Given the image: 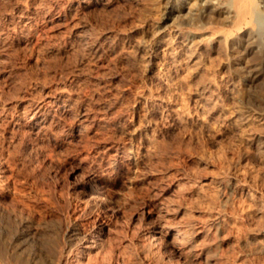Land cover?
I'll return each mask as SVG.
<instances>
[{
	"label": "rangeland",
	"instance_id": "374dc122",
	"mask_svg": "<svg viewBox=\"0 0 264 264\" xmlns=\"http://www.w3.org/2000/svg\"><path fill=\"white\" fill-rule=\"evenodd\" d=\"M167 1L0 0V214L8 236L26 220L40 237L36 264H264V76L248 91L261 103L242 105L233 42L191 33ZM60 90L71 110L27 127ZM86 109L98 126L76 133ZM114 120L125 133L103 129ZM112 145L131 170L111 169ZM90 166L109 181L99 209L72 188Z\"/></svg>",
	"mask_w": 264,
	"mask_h": 264
},
{
	"label": "bare ground",
	"instance_id": "6f19581e",
	"mask_svg": "<svg viewBox=\"0 0 264 264\" xmlns=\"http://www.w3.org/2000/svg\"><path fill=\"white\" fill-rule=\"evenodd\" d=\"M134 1V0H133ZM169 1V0H168ZM167 1V2H168ZM181 1V4L179 8L173 7L172 10H176L179 12H182V9H187L188 18L190 20V24L188 29L191 33L196 34L197 30H200V33L202 30L204 32H209L211 40L216 37L217 35H221L223 37V40L225 43H231L233 42L231 46V52L232 55L230 56V59H232L233 62H236L237 68H233L232 70V76L235 75L239 78V81H244V86L240 89L242 96L240 97L242 101H240L243 104H251L253 106L258 105V103H261L259 98L252 97V95L249 94L248 91H250L251 86L260 78L264 76V0H205V4H198V0H176ZM170 2V1H169ZM176 2V3H177ZM179 3V2H178ZM188 4L187 7H184L183 4ZM168 4V3H167ZM194 5L197 7L195 12L192 10L194 8ZM22 12L23 16V33L25 36H28L30 39V36L32 37L34 30L32 27V16L29 12V8L27 4L19 3L17 5ZM60 6V5H59ZM172 6V5H171ZM193 7V8H192ZM31 10V9H30ZM171 10V11H172ZM184 10V11H185ZM193 11V12H192ZM32 12V11H31ZM35 14V13H34ZM61 15V14H60ZM75 15V14H74ZM181 16V15H180ZM186 16V15H184ZM60 17H56L57 21L62 20ZM64 17V16H63ZM51 18V17H50ZM186 18V17H185ZM183 18V19H185ZM55 17L51 21L54 20ZM50 21V22H51ZM53 22V21H52ZM189 22V21H188ZM20 23V22H19ZM21 23V24H22ZM183 24V23H182ZM187 24V23H186ZM19 27V26H18ZM83 28V27H82ZM179 31L185 30L183 26L181 28H178ZM206 30V31H205ZM22 32V31H21ZM36 32V31H35ZM199 32V31H198ZM20 33V32H19ZM86 34V33H85ZM2 35V34H0ZM22 35V34H21ZM24 36V35H23ZM22 36V37H23ZM195 36V35H194ZM209 36V35H208ZM4 38V37H3ZM2 38V39H3ZM21 38V37H20ZM23 39V38H22ZM25 39V38H24ZM28 39V38H27ZM25 39V40H27ZM110 39V38H109ZM204 39V38H203ZM3 41L7 43V41ZM9 40V39H8ZM21 40V39H20ZM189 40V39H188ZM195 38L190 37V42H195ZM205 40V39H204ZM222 40V39H221ZM184 41V40H183ZM201 41V40H200ZM214 41V40H213ZM20 42V41H19ZM198 42V41H197ZM223 42V41H222ZM3 43V42H2ZM0 46L1 45V38H0ZM5 46V45H4ZM193 46V45H192ZM60 48V47H59ZM189 48V47H188ZM52 50H59L58 48H54ZM188 50V49H187ZM153 52V50L151 51ZM226 54V53H225ZM250 57L253 59L251 60ZM229 58V57H228ZM229 59V60H230ZM228 60V61H229ZM230 62V61H229ZM234 64V63H233ZM229 70V69H228ZM231 70V69H230ZM229 73H231L229 71ZM228 73V74H229ZM220 74V73H219ZM228 76V75H226ZM227 79V78H226ZM232 80V79H231ZM213 81V80H212ZM211 83V82H210ZM100 84V83H99ZM246 85V86H245ZM256 86V85H255ZM235 87V86H234ZM231 88L228 90V92L233 94L235 92V88ZM210 88V87H209ZM206 90V89H205ZM218 90H222L221 88H218ZM255 90V89H254ZM58 94H54L55 96H52L50 98V101L48 105L40 106L37 103L36 104H30L27 107L26 115V125L33 131H40L46 127L48 124L49 118L51 113L53 112V107L59 109H63L64 112H68L71 110L67 109V107L70 104V98L69 95L67 96L65 91L60 90ZM237 91V90H236ZM68 92V91H67ZM255 93V91H254ZM253 94V93H252ZM255 95V94H254ZM253 95V96H254ZM224 98V101L226 102L227 97ZM231 97V96H230ZM239 97V96H238ZM232 98V97H231ZM235 98V97H234ZM263 98V97H262ZM235 100V99H234ZM210 101V100H209ZM223 101V102H224ZM262 102H264L262 100ZM69 103V104H68ZM235 103V102H234ZM232 104V103H231ZM44 105V104H43ZM240 105V106H242ZM250 105V106H251ZM71 106V105H70ZM107 106V105H106ZM264 106V105H262ZM109 107V106H108ZM242 108V107H241ZM254 108V107H253ZM259 108V107H258ZM90 111L91 109L88 108ZM94 109V108H92ZM81 110V109H80ZM87 110V109H86ZM84 111L81 113L80 123L75 128V132L79 133L80 128L82 127V124L85 122L87 125L96 126L97 125V119L95 112L90 111ZM98 110V109H97ZM258 110V109H257ZM262 110V109H261ZM60 110L59 112H61ZM93 111V110H92ZM101 111V110H100ZM246 111V110H245ZM260 111V110H259ZM263 111V110H262ZM243 113V112H242ZM55 115V113H53ZM58 114V113H56ZM63 114V113H62ZM59 115V114H58ZM70 115V114H69ZM79 115V114H78ZM105 115V114H104ZM68 116V115H67ZM98 116V115H97ZM61 117V116H60ZM77 117V116H76ZM118 117V116H117ZM116 117V118H117ZM120 118V117H119ZM239 118V117H238ZM101 119V118H100ZM242 119V118H241ZM104 120V119H103ZM115 121V120H114ZM106 122L102 127L109 128L112 131L116 133H125V127L120 122ZM241 121V120H240ZM99 122V121H98ZM247 122V121H246ZM86 125V126H87ZM51 126V125H50ZM49 126V127H50ZM55 126V125H54ZM98 126V125H97ZM83 128V127H82ZM90 128V126H89ZM88 128V129H89ZM93 128V127H91ZM50 129V128H48ZM102 129V128H101ZM103 131V130H102ZM41 132V131H40ZM43 132V131H42ZM65 132V131H64ZM123 135V134H122ZM114 138V137H113ZM254 140V139H253ZM259 141V140H258ZM116 143V141H115ZM114 145V144H113ZM110 147V150H114L116 153L113 154V157H111L110 163L111 169H115L116 171L123 173L129 169L130 163L129 159L127 158V153L124 152L122 149L113 146ZM262 146V145H261ZM108 148V147H107ZM108 149V150H109ZM261 152V151H260ZM102 157V156H101ZM103 158V157H102ZM86 161V160H85ZM88 161V159H87ZM107 162V161H106ZM104 163V162H103ZM80 164V163H79ZM101 166V165H100ZM109 166V168H110ZM88 174L84 180H77L75 181V184H73L72 188L78 192V195L80 194L83 199L86 198V204L93 206L94 208H102L109 204L110 200V193L108 189L106 188V182H109L105 177L101 178H94V175L96 174V169L94 167H88ZM106 169V168H105ZM104 170V169H103ZM101 170V171H103ZM131 170V169H129ZM105 174V173H104ZM128 174V173H127ZM101 176V175H100ZM110 177V176H109ZM81 178V177H80ZM79 178V179H80ZM2 181V180H1ZM111 182V180H110ZM1 183V182H0ZM74 183V182H73ZM123 183V182H122ZM109 184V183H108ZM69 186V185H68ZM67 187V186H66ZM70 187V186H69ZM2 188V187H1ZM156 189V188H155ZM4 190V188H2ZM72 190V189H71ZM13 194V193H12ZM157 194V193H156ZM65 195V194H64ZM77 195V193H76ZM79 195V196H80ZM2 196V194H1ZM75 196V195H74ZM65 197H67L65 195ZM68 199V197H67ZM79 199V197H78ZM14 201V200H13ZM82 202V201H81ZM85 202V201H84ZM23 203V202H22ZM21 203V204H22ZM111 203V202H110ZM13 204V203H12ZM9 205V204H8ZM7 205V206H8ZM19 205V204H18ZM87 205V206H88ZM79 206V205H78ZM17 207V206H16ZM22 207V206H21ZM20 207V208H21ZM5 208V207H4ZM86 208V207H84ZM1 209V208H0ZM22 209V208H21ZM81 209V208H80ZM8 210V209H6ZM5 211V210H4ZM104 211V210H103ZM102 211V213H104ZM15 212V211H14ZM86 212V211H85ZM95 212V211H94ZM99 212V211H98ZM12 213V212H10ZM18 214V213H17ZM20 214V213H19ZM67 214V213H66ZM86 214V213H85ZM99 214V213H98ZM24 215V214H23ZM68 215V214H67ZM92 215V214H91ZM81 216V215H80ZM89 216V215H88ZM101 216V215H100ZM99 216V217H100ZM98 217V216H97ZM103 217V216H102ZM106 217V216H105ZM12 218V217H11ZM28 218V217H27ZM66 218V217H65ZM22 219V218H21ZM25 219V218H24ZM98 219V218H97ZM67 221L68 216H67ZM2 215L0 214V255L3 256L4 254H8L7 258L9 257V260H24V261H30L32 264H36L37 262L41 263V260L39 259V255L34 252L35 246H38V239L39 236H36L32 231L28 229L27 221L24 220L21 222V228L19 229V232L16 231V234L12 236H8L7 234V227L2 224ZM70 225V224H69ZM40 226V225H39ZM67 226V224H66ZM96 228V227H95ZM38 229V228H37ZM43 229V228H42ZM66 229V227H65ZM13 230V228H12ZM18 230V228H17ZM48 231V228H47ZM15 233V231H14ZM45 233V232H44ZM54 234V233H53ZM46 235V234H45ZM49 235V233H48ZM51 236V235H50ZM48 237V236H47ZM55 237V236H54ZM40 238V237H39ZM50 239V238H49ZM45 240V239H44ZM43 240V241H44ZM20 241L18 245L15 242ZM49 242L46 241V243ZM45 243V242H44ZM53 243V242H52ZM16 244V245H15ZM64 244V243H63ZM51 245V242H50ZM50 245H48L50 247ZM54 244H52L53 247ZM32 246V247H31ZM34 246V248H33ZM44 246V245H43ZM65 246V245H64ZM33 248L30 250V248ZM39 247V246H38ZM42 247V246H41ZM56 247V246H55ZM60 247V246H59ZM48 248V247H47ZM46 248V250H47ZM63 248V247H62ZM56 249V248H55ZM66 249V248H65ZM51 251V250H50ZM38 252V251H37ZM42 252V251H41ZM54 252V250H53ZM52 252V254H53ZM58 252V249H57ZM62 252V251H61ZM3 254V255H2ZM63 254V253H62ZM68 255V254H67ZM0 256V257H1ZM56 256V255H55ZM61 256V255H60ZM5 257V255H4ZM48 257V256H47ZM59 257V256H58ZM63 257V256H62ZM6 258V259H7ZM43 258V257H42ZM57 259V256L54 257ZM38 259V260H37ZM50 259V258H49ZM2 260V259H1ZM11 260V261H12ZM37 260V262L35 261ZM61 260V259H60ZM27 261V262H28ZM52 261V260H51ZM55 261V260H54ZM65 261V260H64ZM1 262V261H0ZM7 262V261H6ZM16 262V261H14ZM26 262V264H27ZM46 262V261H44ZM4 263V261H3ZM12 263V262H11ZM21 263V262H20ZM19 264V263H18ZM29 264V263H28ZM57 264V263H56Z\"/></svg>",
	"mask_w": 264,
	"mask_h": 264
}]
</instances>
